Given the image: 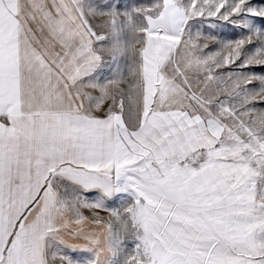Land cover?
<instances>
[{"label":"snow or ice","instance_id":"snow-or-ice-1","mask_svg":"<svg viewBox=\"0 0 264 264\" xmlns=\"http://www.w3.org/2000/svg\"><path fill=\"white\" fill-rule=\"evenodd\" d=\"M0 264H264V0H0Z\"/></svg>","mask_w":264,"mask_h":264}]
</instances>
